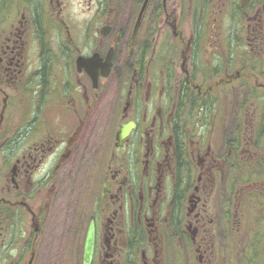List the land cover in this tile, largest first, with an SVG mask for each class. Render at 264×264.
<instances>
[{"label":"flooded vegetation","instance_id":"obj_1","mask_svg":"<svg viewBox=\"0 0 264 264\" xmlns=\"http://www.w3.org/2000/svg\"><path fill=\"white\" fill-rule=\"evenodd\" d=\"M263 17L264 0H0V264H82L91 222V264H231L220 236L249 221L241 261L264 263V95L230 111L234 84L264 87Z\"/></svg>","mask_w":264,"mask_h":264},{"label":"rangeland","instance_id":"obj_2","mask_svg":"<svg viewBox=\"0 0 264 264\" xmlns=\"http://www.w3.org/2000/svg\"><path fill=\"white\" fill-rule=\"evenodd\" d=\"M263 21H264V17H263ZM262 38L264 39V22H263V28H262ZM261 47L263 48V54L260 55L259 57L262 58L261 61H259L258 63V69L259 72H254L257 74H263V77L261 76V79H264V41L261 44ZM259 79V83L264 84V82ZM256 92V93H255ZM253 94H257V95H264V87L263 88H258V86L255 85V82L251 81L250 84L248 85V87H246L245 89H241V87L239 86V84H234V88L232 89V95H231V114H232V118H233V110H234V101H235V97L240 96V98H246V96H249ZM255 105H257V103L255 102ZM255 105H253V108L255 107ZM251 117V115H248V118ZM255 122V119H253ZM251 121V120H249ZM250 124H248V132L245 133L246 137L243 138H239L241 145H243L246 142H251V141H256L255 139V135L253 132L254 129V125L253 126H249ZM234 133L232 132H227V134H224L223 132H218L215 134L214 138H215V145H216V150L220 151V149H222L223 147V143L224 141L228 140L229 138L233 139ZM257 138V137H256ZM262 142H264V138L263 140H261ZM246 145V144H245ZM238 150H235V154L238 155L236 162L238 161V158L240 156V147H238ZM256 228L254 226H252L250 224V221L247 223L246 227L241 228L238 224H234L230 231H224L223 234L220 236V247H219V254L222 255L223 257L225 256H231V260L232 263L231 264H251L250 262L253 261V264H264L263 262H256L254 261L255 259H249L250 262H246L245 261H241V258L244 256L242 253V250L244 249L245 245H246V241H248V239H252L255 238L254 236H256ZM256 239V238H255ZM255 239L252 240V243H255ZM225 240L227 242H225ZM228 240L230 241V243L232 244L231 247H228ZM244 240V245L242 246V241ZM251 248V245L248 246V249ZM249 254V253H248ZM248 258H250V256H248Z\"/></svg>","mask_w":264,"mask_h":264},{"label":"water","instance_id":"obj_3","mask_svg":"<svg viewBox=\"0 0 264 264\" xmlns=\"http://www.w3.org/2000/svg\"><path fill=\"white\" fill-rule=\"evenodd\" d=\"M133 126L134 125L132 123L121 126L118 139L122 140L128 134V132ZM93 248H94V225L91 222L88 227L87 235L85 239L82 264H91L92 256H93Z\"/></svg>","mask_w":264,"mask_h":264}]
</instances>
